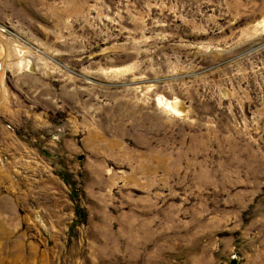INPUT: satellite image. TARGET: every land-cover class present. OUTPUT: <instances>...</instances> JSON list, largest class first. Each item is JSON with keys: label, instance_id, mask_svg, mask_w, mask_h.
I'll use <instances>...</instances> for the list:
<instances>
[{"label": "rangeland", "instance_id": "1", "mask_svg": "<svg viewBox=\"0 0 264 264\" xmlns=\"http://www.w3.org/2000/svg\"><path fill=\"white\" fill-rule=\"evenodd\" d=\"M0 63V264H264V0H0Z\"/></svg>", "mask_w": 264, "mask_h": 264}, {"label": "bare ground", "instance_id": "2", "mask_svg": "<svg viewBox=\"0 0 264 264\" xmlns=\"http://www.w3.org/2000/svg\"><path fill=\"white\" fill-rule=\"evenodd\" d=\"M168 104H169V102H168ZM168 104H167V105H168ZM171 106H172V105H171ZM169 107H170V104H169Z\"/></svg>", "mask_w": 264, "mask_h": 264}, {"label": "built area", "instance_id": "3", "mask_svg": "<svg viewBox=\"0 0 264 264\" xmlns=\"http://www.w3.org/2000/svg\"><path fill=\"white\" fill-rule=\"evenodd\" d=\"M0 68H1V63H0Z\"/></svg>", "mask_w": 264, "mask_h": 264}]
</instances>
